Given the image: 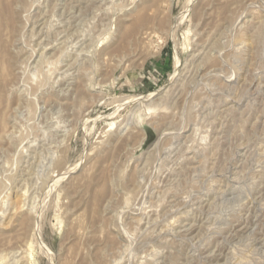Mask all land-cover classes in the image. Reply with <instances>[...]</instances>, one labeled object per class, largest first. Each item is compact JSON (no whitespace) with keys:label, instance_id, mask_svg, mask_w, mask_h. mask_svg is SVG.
Here are the masks:
<instances>
[{"label":"rangeland","instance_id":"rangeland-1","mask_svg":"<svg viewBox=\"0 0 264 264\" xmlns=\"http://www.w3.org/2000/svg\"><path fill=\"white\" fill-rule=\"evenodd\" d=\"M2 255L264 264V0H0Z\"/></svg>","mask_w":264,"mask_h":264},{"label":"bare ground","instance_id":"bare-ground-1","mask_svg":"<svg viewBox=\"0 0 264 264\" xmlns=\"http://www.w3.org/2000/svg\"><path fill=\"white\" fill-rule=\"evenodd\" d=\"M46 25V24H45ZM45 29V28H44ZM48 47V46H47ZM45 49H46V47H45ZM0 260H2V262L4 261V260H6V256H0Z\"/></svg>","mask_w":264,"mask_h":264}]
</instances>
